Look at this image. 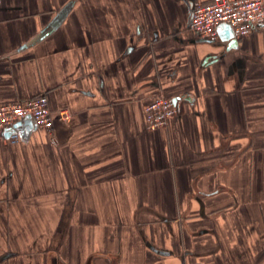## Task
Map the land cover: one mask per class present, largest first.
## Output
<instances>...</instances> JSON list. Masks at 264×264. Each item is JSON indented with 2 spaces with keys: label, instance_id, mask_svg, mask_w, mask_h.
<instances>
[{
  "label": "crops",
  "instance_id": "0c3cea01",
  "mask_svg": "<svg viewBox=\"0 0 264 264\" xmlns=\"http://www.w3.org/2000/svg\"><path fill=\"white\" fill-rule=\"evenodd\" d=\"M197 1L0 0V103L72 114L0 128V264H264V24L228 50Z\"/></svg>",
  "mask_w": 264,
  "mask_h": 264
},
{
  "label": "built area",
  "instance_id": "2783aa9c",
  "mask_svg": "<svg viewBox=\"0 0 264 264\" xmlns=\"http://www.w3.org/2000/svg\"><path fill=\"white\" fill-rule=\"evenodd\" d=\"M221 22H228L236 37L248 35L257 25L264 24V0H210L197 1L193 8L189 28L203 38L221 42L218 30ZM178 112L172 97L159 94L145 107V122L148 129H157L168 125ZM27 116L32 117L37 126L51 130L57 117L63 120L72 118L68 108L55 110L46 93L23 101L0 103V128L14 126ZM11 143L21 140L18 131H13L8 139Z\"/></svg>",
  "mask_w": 264,
  "mask_h": 264
},
{
  "label": "water",
  "instance_id": "95a60500",
  "mask_svg": "<svg viewBox=\"0 0 264 264\" xmlns=\"http://www.w3.org/2000/svg\"><path fill=\"white\" fill-rule=\"evenodd\" d=\"M218 30L220 32L221 38L224 42H227V49L237 48L238 47V38L235 36L232 26L228 22H221L218 25ZM208 42H212L211 40L204 39ZM176 102V99L174 98ZM27 124V127H22V124ZM36 126V123L32 119V117L27 116L23 121H17L14 126L8 127L5 129L6 137H10L12 132L17 129L23 139H26L31 129Z\"/></svg>",
  "mask_w": 264,
  "mask_h": 264
}]
</instances>
